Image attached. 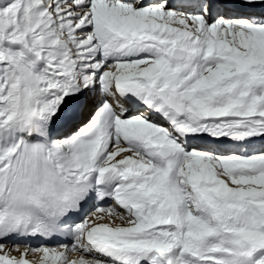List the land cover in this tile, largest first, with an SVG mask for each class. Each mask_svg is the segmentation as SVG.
Segmentation results:
<instances>
[{
	"label": "snow or ice",
	"instance_id": "snow-or-ice-1",
	"mask_svg": "<svg viewBox=\"0 0 264 264\" xmlns=\"http://www.w3.org/2000/svg\"><path fill=\"white\" fill-rule=\"evenodd\" d=\"M0 264H264V0H0Z\"/></svg>",
	"mask_w": 264,
	"mask_h": 264
}]
</instances>
